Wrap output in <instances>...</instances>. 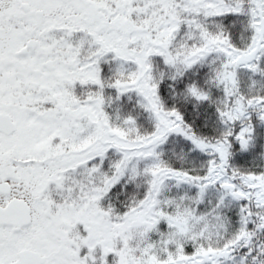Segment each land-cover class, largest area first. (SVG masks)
<instances>
[{
    "label": "snow or ice",
    "instance_id": "6c2138e0",
    "mask_svg": "<svg viewBox=\"0 0 264 264\" xmlns=\"http://www.w3.org/2000/svg\"><path fill=\"white\" fill-rule=\"evenodd\" d=\"M0 264H264V0H0Z\"/></svg>",
    "mask_w": 264,
    "mask_h": 264
}]
</instances>
